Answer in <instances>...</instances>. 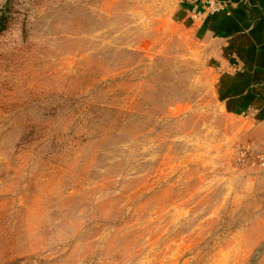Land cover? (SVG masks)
Here are the masks:
<instances>
[{
	"label": "rangeland",
	"instance_id": "rangeland-1",
	"mask_svg": "<svg viewBox=\"0 0 264 264\" xmlns=\"http://www.w3.org/2000/svg\"><path fill=\"white\" fill-rule=\"evenodd\" d=\"M181 2L0 0V264H264V138Z\"/></svg>",
	"mask_w": 264,
	"mask_h": 264
},
{
	"label": "crops",
	"instance_id": "crops-1",
	"mask_svg": "<svg viewBox=\"0 0 264 264\" xmlns=\"http://www.w3.org/2000/svg\"><path fill=\"white\" fill-rule=\"evenodd\" d=\"M228 8L196 16L183 0L180 22L204 47L220 78L225 105L255 133L264 136V0H225Z\"/></svg>",
	"mask_w": 264,
	"mask_h": 264
},
{
	"label": "built area",
	"instance_id": "built-area-1",
	"mask_svg": "<svg viewBox=\"0 0 264 264\" xmlns=\"http://www.w3.org/2000/svg\"><path fill=\"white\" fill-rule=\"evenodd\" d=\"M196 16H209L228 8L225 0H183Z\"/></svg>",
	"mask_w": 264,
	"mask_h": 264
},
{
	"label": "trees",
	"instance_id": "trees-1",
	"mask_svg": "<svg viewBox=\"0 0 264 264\" xmlns=\"http://www.w3.org/2000/svg\"><path fill=\"white\" fill-rule=\"evenodd\" d=\"M10 23H11L10 15L8 13L1 14L0 15V33H3L4 31H6L8 27L10 26Z\"/></svg>",
	"mask_w": 264,
	"mask_h": 264
}]
</instances>
